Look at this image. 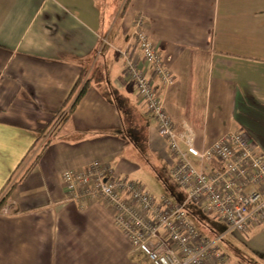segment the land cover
<instances>
[{
	"label": "crops",
	"instance_id": "0c3cea01",
	"mask_svg": "<svg viewBox=\"0 0 264 264\" xmlns=\"http://www.w3.org/2000/svg\"><path fill=\"white\" fill-rule=\"evenodd\" d=\"M124 1L0 0V195L9 192L0 264H148L130 253L107 205L79 207L61 182L64 171L100 160L147 190L142 164L171 167L124 78L120 53L128 48L159 85L131 38L139 15L173 75L162 99L178 130L203 150L243 128L264 154V0H128L120 13ZM222 237L226 264H264V224L245 234L227 228Z\"/></svg>",
	"mask_w": 264,
	"mask_h": 264
},
{
	"label": "built area",
	"instance_id": "2783aa9c",
	"mask_svg": "<svg viewBox=\"0 0 264 264\" xmlns=\"http://www.w3.org/2000/svg\"><path fill=\"white\" fill-rule=\"evenodd\" d=\"M131 38L143 63L159 81L155 86L138 68L128 48L120 53L124 78L153 119L171 161L170 175L186 193V203L223 221L242 234L264 224V154L244 130L230 131L199 150L189 130L179 131L167 115L162 93L174 78L149 41L143 16L133 22ZM66 200L79 207L102 203L112 210L115 227L130 253L148 264H226L215 240L203 236L180 204L168 196L155 198L140 183L114 174L110 165L92 161L61 175Z\"/></svg>",
	"mask_w": 264,
	"mask_h": 264
},
{
	"label": "rangeland",
	"instance_id": "374dc122",
	"mask_svg": "<svg viewBox=\"0 0 264 264\" xmlns=\"http://www.w3.org/2000/svg\"><path fill=\"white\" fill-rule=\"evenodd\" d=\"M127 135L130 137L131 133L127 132ZM27 160L28 158L21 164L18 173L12 176L9 185L13 183V180L16 179L18 175H20V177L22 176L29 163L26 162ZM150 163L151 164L144 163L141 165L142 167L145 166L144 175L141 176V179L147 186L148 194L155 198L168 196L172 200L184 204V208L189 214L192 224L203 236L210 240L221 237V239L217 241V246L221 248V244L223 243L222 235H225L228 228L227 225L219 219L202 213L195 205L186 203V193L171 177L169 163L156 164L153 161H150ZM3 196L4 195H0V198Z\"/></svg>",
	"mask_w": 264,
	"mask_h": 264
},
{
	"label": "trees",
	"instance_id": "16d2710c",
	"mask_svg": "<svg viewBox=\"0 0 264 264\" xmlns=\"http://www.w3.org/2000/svg\"><path fill=\"white\" fill-rule=\"evenodd\" d=\"M127 3H128V0H125V1L123 2L122 6H121V9H120V13H123V11L125 10V8H126V6H127ZM81 81H82V75H80V79L75 83V85H74V87H73V89H72V92L70 93V95H69L68 99L65 101V103H67V102L70 100V98H72L73 93L77 90V88H78V86L80 85ZM88 81H89V80H86V81L83 83V85L81 86V88H80L79 91L77 92V95H76V96L74 97V99L72 100V103L70 104L69 109H68V113H70V112L74 109L76 103L79 101V99H80L81 96L83 95V93H84V91H85V89H86V87H87ZM42 150H43V149H42ZM38 157H39V156H36L35 158H33V160H32V162L30 163V165L24 170L22 176H21L17 181H15V183H13V184L11 185L10 189L13 188V187L15 186L16 183L20 182L22 179H24V178L27 176L29 170H30V169L33 167V165L36 163ZM9 191H10V190H9ZM8 195H9V192L6 193L3 197L0 198V210L2 209V207L4 206V204L6 203L7 198H8ZM188 215H189V214H188Z\"/></svg>",
	"mask_w": 264,
	"mask_h": 264
}]
</instances>
